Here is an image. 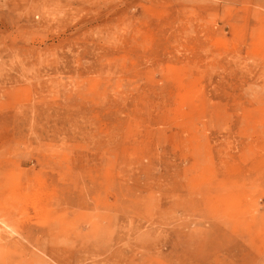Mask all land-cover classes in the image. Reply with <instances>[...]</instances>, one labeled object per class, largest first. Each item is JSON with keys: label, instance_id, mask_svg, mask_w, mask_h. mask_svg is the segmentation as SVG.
Segmentation results:
<instances>
[{"label": "rangeland", "instance_id": "1", "mask_svg": "<svg viewBox=\"0 0 264 264\" xmlns=\"http://www.w3.org/2000/svg\"><path fill=\"white\" fill-rule=\"evenodd\" d=\"M0 264H264V0H0Z\"/></svg>", "mask_w": 264, "mask_h": 264}]
</instances>
